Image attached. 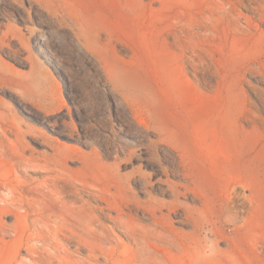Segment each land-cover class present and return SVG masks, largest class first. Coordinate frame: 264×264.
Listing matches in <instances>:
<instances>
[{
    "label": "rangeland",
    "instance_id": "rangeland-1",
    "mask_svg": "<svg viewBox=\"0 0 264 264\" xmlns=\"http://www.w3.org/2000/svg\"><path fill=\"white\" fill-rule=\"evenodd\" d=\"M5 198L0 231L27 233L0 264L107 254L77 218L115 228L117 264H264V0H0Z\"/></svg>",
    "mask_w": 264,
    "mask_h": 264
},
{
    "label": "bare ground",
    "instance_id": "bare-ground-1",
    "mask_svg": "<svg viewBox=\"0 0 264 264\" xmlns=\"http://www.w3.org/2000/svg\"><path fill=\"white\" fill-rule=\"evenodd\" d=\"M134 152H135V150H132L131 154H133ZM138 168H140V167H138ZM139 170H141V169H139ZM164 171H165V176H166V179H164V181L169 186V188L173 190L175 197H178L183 193L186 194V191L182 189V188H185L184 184L180 181H177V180H171L170 179V170L164 168ZM146 177H149V174H146ZM185 179H187V178H185ZM5 199H6V201H4V203H0V216H2V214H4L5 212H8L10 209H12L11 208L12 201H10V199H12V198H5ZM160 212L162 213V210H160ZM23 215H25V214H23ZM162 216H163V214H162ZM19 217L22 218V216H19ZM117 219H118L117 217L114 218V223H116ZM23 221H24V219H23ZM76 222L78 224L81 223L80 229L83 230L84 233L94 234L95 236H98L101 239V237L107 235V232H108L111 234L110 238L116 242L115 244H110L107 247V254H103L100 251L98 252L97 250H94V248L89 249L87 255L83 257L85 263L86 264H104L103 260H105L106 263L112 262L113 264H117L118 260L113 259V254L117 252V249L119 247H126V244L122 241V239L117 234L114 233L115 228L112 226L105 225L102 221L100 223L94 225L90 221L81 220V219L77 218ZM13 226H14L13 230H12L13 233H9L8 231H0V234H1L0 242L4 241L8 236L11 237L12 240H14V241H18V239H21V240L23 239L25 232L27 233V231H25V229H24L23 223L21 221H15ZM77 227H78V225H72L71 234L69 236L60 232V228H54L53 229L55 236L53 238H51L50 248H46V247L45 248L48 250V253H51L52 255L58 256L60 263H61V261L64 260V258L60 255V253L64 252L65 254L78 255L80 253L81 248L84 245V242L85 243L88 242V240L86 238H84V236L82 234H80L79 232L76 231ZM35 238H39L38 241L37 240L35 241L34 240ZM46 239H47V235H44L43 233H41V231L28 234L27 240L29 242L33 241L32 246L28 245L26 247V250H27L30 258L36 259L37 256L41 255L40 248L44 246L43 244L46 241ZM133 243L138 246L140 244V240L134 236L133 237ZM147 243L153 244V242H150V241H148ZM12 250H14V249H12ZM14 251L16 252V250H14ZM66 263H68V260L66 261Z\"/></svg>",
    "mask_w": 264,
    "mask_h": 264
}]
</instances>
